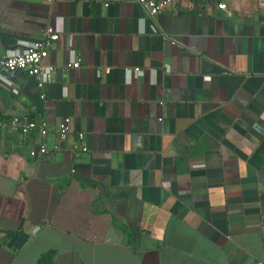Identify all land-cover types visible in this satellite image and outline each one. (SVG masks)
Listing matches in <instances>:
<instances>
[{
  "label": "crops",
  "instance_id": "0c3cea01",
  "mask_svg": "<svg viewBox=\"0 0 264 264\" xmlns=\"http://www.w3.org/2000/svg\"><path fill=\"white\" fill-rule=\"evenodd\" d=\"M49 26L45 98L0 71V119L88 150L0 130V264L264 260V0H0V60Z\"/></svg>",
  "mask_w": 264,
  "mask_h": 264
},
{
  "label": "built area",
  "instance_id": "2783aa9c",
  "mask_svg": "<svg viewBox=\"0 0 264 264\" xmlns=\"http://www.w3.org/2000/svg\"><path fill=\"white\" fill-rule=\"evenodd\" d=\"M151 16L157 15L164 11L172 0H137ZM106 5V4H105ZM224 7L223 4L219 5ZM59 37V30L52 27H46L40 39L31 42H21L22 48L20 51H7L0 60V71L3 74L12 76L18 70H24L29 76L37 80V86L41 89L40 98H45V93L42 91L44 87V76L50 74L54 67L46 62L49 54V46ZM80 55L77 54L72 59L68 66L77 69L80 65ZM7 84H10L7 81ZM0 130H10L14 133L28 135L31 132H37L40 141L36 148L30 150L31 157H42L49 151L65 150L70 153H84L88 150L83 143L84 135L82 132L76 134V139L69 145H64L67 142L71 125L69 117L62 118L55 127L56 142L52 146H48L46 137L49 133V126L43 120H34L28 116H12L7 119H0ZM255 264H264V260L257 261Z\"/></svg>",
  "mask_w": 264,
  "mask_h": 264
},
{
  "label": "trees",
  "instance_id": "16d2710c",
  "mask_svg": "<svg viewBox=\"0 0 264 264\" xmlns=\"http://www.w3.org/2000/svg\"><path fill=\"white\" fill-rule=\"evenodd\" d=\"M52 258L53 251H47L38 258L37 264H51Z\"/></svg>",
  "mask_w": 264,
  "mask_h": 264
}]
</instances>
